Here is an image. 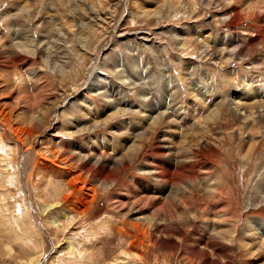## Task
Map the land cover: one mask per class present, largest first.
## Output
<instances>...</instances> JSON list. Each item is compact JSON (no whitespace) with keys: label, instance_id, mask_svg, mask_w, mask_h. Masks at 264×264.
<instances>
[{"label":"rangeland","instance_id":"obj_1","mask_svg":"<svg viewBox=\"0 0 264 264\" xmlns=\"http://www.w3.org/2000/svg\"><path fill=\"white\" fill-rule=\"evenodd\" d=\"M227 8L0 0V264H264V109L230 105L264 106V33ZM105 162L129 165L110 195ZM23 198L36 244L14 225Z\"/></svg>","mask_w":264,"mask_h":264},{"label":"bare ground","instance_id":"obj_2","mask_svg":"<svg viewBox=\"0 0 264 264\" xmlns=\"http://www.w3.org/2000/svg\"><path fill=\"white\" fill-rule=\"evenodd\" d=\"M201 1L205 2L208 7H211L212 4L220 5V6H224V5L228 6L226 11H227L228 15L231 14L230 18H232L233 20H236L237 27L239 29H242L243 31H245L243 36H250V35H254L255 36V34L257 35L258 32H261V31H263V33H264V0H209V2H207V0H201ZM252 2H254V4H256V5H254L253 7H250V6L248 7V5L251 4ZM238 10H241V12H239ZM194 14H195V12H194ZM242 19L250 20L252 22V24L249 27L247 26L246 28L243 29V28H241V23H240ZM245 23H243V24H245ZM224 29H225V31L230 33L233 30V26H231L229 24V25L225 26ZM143 33L144 32H139L137 34H141L142 35ZM263 33H261V34H263ZM147 35L148 36H143L142 40L145 41V42H148V41L153 42L152 40H150V37L153 36L154 33L152 32L151 34L149 33ZM261 38L263 39V42H264V35H261ZM98 74L102 75L100 73H98ZM123 84H125V83H123ZM127 84H128V82H127ZM146 90L147 89L145 88L143 99L144 100H150V98L149 99H145L146 98L145 97V93H147V95L149 96V93ZM231 101H232V104H230V105H231L232 111L236 115H238L239 117H241L242 119L247 120V121H249V119H251L253 117L252 109L254 107H256V108H254L255 110H258V108L259 109H264V106H262L259 103H257V104L260 105V106L246 107L244 104H241V102H239V101L235 102V101H233V99ZM262 103L264 104V102H262ZM148 107H150V109L153 110V111H149L150 113L153 114L155 112L156 108L158 107V105L156 103L149 102L148 103ZM168 108L169 107H167L166 111H168ZM262 111H264V110H262ZM167 114L168 113L164 112V113H160L158 116H155V117L152 116V115H150V116L146 115V117L152 120L151 125H153V127H155L159 123L161 118L166 116ZM160 149H161L160 153H162V155H164L165 152H164V149H162V146H160ZM1 150H3V149L1 148ZM26 153H27L26 156L28 157L30 151H28ZM27 157H25V159ZM0 163H3V164L5 163V167H6L5 170L6 171L11 167L10 160H9V155H8V153H6V151H4L2 155H0ZM182 166H183V162H178V161L175 164H173V165L167 164L164 173L162 172L163 173L162 179H164L163 181H166V182L170 181L171 178H173V176L176 177V175H178L177 173L180 174L179 171H182V170L186 169V168H184V166L183 167ZM128 169H129V165L123 164V166L121 168L117 167V168H114V169L109 171L108 167H107V164L105 162L101 166V168L99 169L98 175H97V177L99 179L103 180V183L100 185V188L103 189V191L106 192L107 195H110L112 189L114 187H116V185L118 183V180L120 178V174H121L122 170L123 171H127ZM145 173L150 174L149 172H145ZM162 173H161V175H162ZM7 179L9 180V182L11 184H13V185H15L17 187H20V181H19L18 177H15V174H13L12 177L9 176ZM25 189L28 190L27 187ZM19 190H20V188H19ZM22 195L23 194L21 193V190H20V196H22ZM25 200L26 199H24L18 206H16L15 210L13 211L14 212V225L16 227H18V230H20V232L22 233L23 236H25L27 239H29L30 243L36 244L35 243L36 238L39 239L38 229H37L36 224H35V219L32 216V214L30 213V210H29L30 208L27 207ZM95 201H96V195L92 197L91 204H93ZM66 203H67V198L66 197H63L62 199H57V200H55V202L53 204H47L45 211L48 213L49 211H52L55 208L64 206ZM135 224H138V221ZM257 225L260 226V224H257ZM130 227L134 228V230L136 232L139 231V228H140L139 225H130ZM258 229L260 230V228H258ZM33 238H34L35 241L33 240ZM51 240L53 241L52 238H51ZM30 247H29V250H31ZM34 255H36V254H34ZM44 255H45V253L44 254L42 253L40 259L38 258V260L35 262L34 258H33V261L31 260L29 263L30 264H40L42 259H43V257H44ZM124 255L127 258L131 257V254L125 253Z\"/></svg>","mask_w":264,"mask_h":264}]
</instances>
